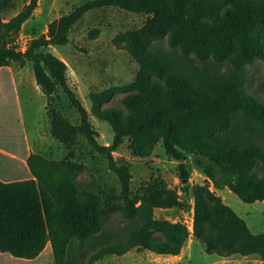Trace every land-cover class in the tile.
<instances>
[{"label":"trees","instance_id":"trees-1","mask_svg":"<svg viewBox=\"0 0 264 264\" xmlns=\"http://www.w3.org/2000/svg\"><path fill=\"white\" fill-rule=\"evenodd\" d=\"M14 1L0 0V67L29 62L48 101L61 89L78 112L79 126L47 105L51 135L68 146L82 132L88 145L106 158L120 183L121 203L115 209L128 227L122 239L104 237L111 208L78 180L82 164L31 152L26 160L31 178L0 181V251L33 259L49 241L53 264H93L132 248L178 255L191 234L208 254L258 255L264 261V233H253L209 184L191 188L190 230L182 221L154 215L155 208L178 205L175 188L157 185L131 196L129 166L113 156L127 141L133 156L148 157L161 141L167 156L177 162L181 191L187 190L183 181L190 178V170L185 159L191 157L214 189L227 188L246 203L264 201V173L256 170L264 160V146L250 133H242L250 122L264 127V102L245 89L239 70L256 58L264 61V0H86L51 20L46 32L24 49L17 37L38 0H28L5 18L3 13ZM101 6L148 14L142 26L112 39L137 62L134 80L88 95L90 112L113 132L109 144L97 141L89 111L68 83L65 61L43 49L67 43L70 28L86 11ZM161 37L184 54L225 61L233 69L210 71L174 62L150 47ZM119 91L125 92V111L102 106ZM85 242L92 248L89 253L82 250Z\"/></svg>","mask_w":264,"mask_h":264},{"label":"rangeland","instance_id":"rangeland-1","mask_svg":"<svg viewBox=\"0 0 264 264\" xmlns=\"http://www.w3.org/2000/svg\"><path fill=\"white\" fill-rule=\"evenodd\" d=\"M84 1L86 0H38L32 16L21 27L17 44L24 49L32 38L46 32L47 24L51 20L70 12ZM27 2L28 0H15L13 7L5 11L3 16L8 18ZM147 17L148 14L131 12L115 6L96 7L86 11L70 28L67 43L43 48L51 50L67 64L68 83L89 111L90 122L97 130V141L101 144H109L113 132L106 121L97 119L90 112L88 95L93 91L128 84L134 80L138 69L137 62L125 50L114 46L112 39L119 33L139 28ZM95 28L96 33L92 31ZM150 47L181 65H195L210 71L233 69L228 62H216L210 58L200 60L191 53L184 54L178 49H173L168 46L165 37L153 40ZM27 64L30 68V63L27 62ZM30 70L35 81L33 71L31 68ZM239 70L245 89L252 96L264 102V61L256 58L251 63L242 65ZM124 94L125 92H117L110 101L103 103L102 106H112L125 111L121 101ZM23 105L25 106L24 102ZM47 105L62 114L71 123L79 126L78 112L70 106L61 89H58L49 98V101L47 99ZM34 117L32 115V120H26V125H29L31 121L32 128L36 131L39 127ZM41 128L42 151L39 152L48 158H68L81 163L83 167L77 174L78 180L87 186L90 192L100 196L105 205L111 208L104 224V237L115 240L125 237L128 223L115 209L121 203L120 183L117 175L109 170L106 158L96 153L88 145L82 132L79 133L73 145L65 146L51 135L50 123H46L44 126V122H42ZM246 132L264 146V127L250 122L248 129L243 130L242 133ZM126 144L127 141L113 152V156L118 163L126 162L129 166L131 172L130 195L140 196L150 187L157 185L175 188L179 196L178 205L170 208H155L154 215L157 218H166L171 221H182L191 230L192 186L209 184V188L217 193L216 189L203 173L194 168L191 157H187L185 163L190 170V178L186 182L187 190L181 191L177 162L167 156L161 141H158L150 156L143 158L133 156ZM256 170L260 174L264 173V160L259 162ZM218 194L224 203L244 219L253 233H264V201L246 203L227 188L218 190ZM82 250L89 253L92 248L85 242L82 245ZM9 254L0 251V264H53L50 246L43 251L41 256L33 260ZM93 264H264V261L258 255L242 257L234 254L223 257L208 254L204 250V245L190 234L180 253L176 256L156 255L147 250L132 248L121 256L105 255Z\"/></svg>","mask_w":264,"mask_h":264},{"label":"crops","instance_id":"crops-1","mask_svg":"<svg viewBox=\"0 0 264 264\" xmlns=\"http://www.w3.org/2000/svg\"><path fill=\"white\" fill-rule=\"evenodd\" d=\"M30 68L27 63L19 66L15 62L0 67V181L4 182L31 178L27 157L31 152L43 154L39 151H42V122L44 126L49 123L47 97L33 80ZM32 115L39 127L36 131L31 121L26 125V120H32ZM49 246L47 241L33 259L41 256Z\"/></svg>","mask_w":264,"mask_h":264},{"label":"water","instance_id":"water-1","mask_svg":"<svg viewBox=\"0 0 264 264\" xmlns=\"http://www.w3.org/2000/svg\"><path fill=\"white\" fill-rule=\"evenodd\" d=\"M187 181V179H185L183 182H186Z\"/></svg>","mask_w":264,"mask_h":264},{"label":"built area","instance_id":"built-area-1","mask_svg":"<svg viewBox=\"0 0 264 264\" xmlns=\"http://www.w3.org/2000/svg\"><path fill=\"white\" fill-rule=\"evenodd\" d=\"M191 225H192V220H191Z\"/></svg>","mask_w":264,"mask_h":264}]
</instances>
